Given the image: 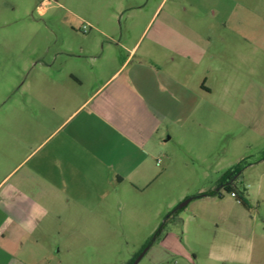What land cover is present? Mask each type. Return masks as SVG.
<instances>
[{"label":"crops","instance_id":"crops-1","mask_svg":"<svg viewBox=\"0 0 264 264\" xmlns=\"http://www.w3.org/2000/svg\"><path fill=\"white\" fill-rule=\"evenodd\" d=\"M229 1L225 10V0H109L105 21L84 25L103 36L101 49L65 52L79 67L10 105L0 136V264H60L65 231L103 234L113 206L126 205L119 192L153 185L165 143L223 110L210 80L224 78L226 58L239 69L264 51L261 13ZM70 92L80 99L66 108ZM257 225L241 223L242 244L218 247L212 264H264Z\"/></svg>","mask_w":264,"mask_h":264},{"label":"rangeland","instance_id":"rangeland-1","mask_svg":"<svg viewBox=\"0 0 264 264\" xmlns=\"http://www.w3.org/2000/svg\"><path fill=\"white\" fill-rule=\"evenodd\" d=\"M223 3L225 10L235 5ZM240 3L260 12L264 23V0ZM109 10V0H0V136L9 134L10 105L27 102L29 87L49 84L79 67L65 52L101 49L103 36L90 27L84 33L83 28L91 16L105 21ZM45 61L57 62L49 68ZM224 63V78L210 80L215 90L211 101L223 110L208 112L202 127L194 123L189 134L178 130L165 143L154 160L158 169L153 185L142 192H119L126 205L113 206L110 223L98 228L105 233L98 231L92 239L65 231L56 257L60 264H131L167 220L165 238L147 249L138 264H212L218 247L242 244L241 223L264 224V160L232 181L247 189L250 211L221 187L230 168L264 150V51L258 49L250 60L241 58L239 69L233 60ZM79 97L66 93V108ZM33 101L43 103V96L35 94ZM219 190L223 198L196 197ZM187 199L191 201L185 210L171 217Z\"/></svg>","mask_w":264,"mask_h":264},{"label":"trees","instance_id":"trees-1","mask_svg":"<svg viewBox=\"0 0 264 264\" xmlns=\"http://www.w3.org/2000/svg\"><path fill=\"white\" fill-rule=\"evenodd\" d=\"M262 160H264V150L260 153L244 158L241 162H239L237 165L233 166L226 172L225 180L223 184L221 185L222 188H224L227 192L232 194L237 199V201L248 210L252 208V205L248 198L247 189L246 188L239 189L232 183V181L235 178V176L241 175L242 172L247 167L253 164H256ZM206 196H218L219 198H223L224 194L219 190V191H210V192L201 193L196 197H206ZM184 209L185 207L181 208L179 211H182ZM166 225H167V221L160 225L157 231L153 234V236L149 239V241L144 245V249L145 248L149 249L156 241H159L163 237L164 232L166 230ZM133 263L134 261L131 262V264Z\"/></svg>","mask_w":264,"mask_h":264},{"label":"water","instance_id":"water-1","mask_svg":"<svg viewBox=\"0 0 264 264\" xmlns=\"http://www.w3.org/2000/svg\"><path fill=\"white\" fill-rule=\"evenodd\" d=\"M191 201V199H187L185 202H183L179 207L183 208L185 206L188 205V203ZM147 250V249H146ZM146 250H144L143 254L133 263V264H138V262L141 260V258L144 256V253L146 252Z\"/></svg>","mask_w":264,"mask_h":264},{"label":"built area","instance_id":"built-area-1","mask_svg":"<svg viewBox=\"0 0 264 264\" xmlns=\"http://www.w3.org/2000/svg\"><path fill=\"white\" fill-rule=\"evenodd\" d=\"M88 30H89V26H88V25L84 26V28H83V32H84V33H87Z\"/></svg>","mask_w":264,"mask_h":264}]
</instances>
